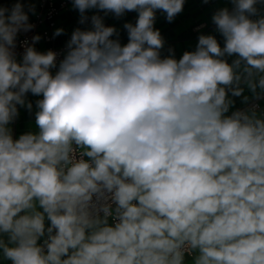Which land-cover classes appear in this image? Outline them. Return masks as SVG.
Wrapping results in <instances>:
<instances>
[{"label":"clouds","instance_id":"obj_1","mask_svg":"<svg viewBox=\"0 0 264 264\" xmlns=\"http://www.w3.org/2000/svg\"><path fill=\"white\" fill-rule=\"evenodd\" d=\"M184 2L73 0L80 23L93 8L138 19L122 46L93 15L55 75L51 50L27 46L17 62L16 37L34 26L22 3L0 6V247L11 264H183L193 251L195 264H264V119L225 115L242 62L264 93V17L250 19L257 0H233L212 17L223 48L201 35L194 52L161 59L155 12L171 22ZM29 92L43 97L39 131L14 140L8 125L17 105L31 110Z\"/></svg>","mask_w":264,"mask_h":264},{"label":"crops","instance_id":"obj_2","mask_svg":"<svg viewBox=\"0 0 264 264\" xmlns=\"http://www.w3.org/2000/svg\"><path fill=\"white\" fill-rule=\"evenodd\" d=\"M17 2L24 5V10L29 17L28 21L33 20L39 11L40 0H0V6L10 9ZM231 3L232 0H185L183 10L177 14L171 22L166 19L165 13L161 10H156L154 29L160 31L164 41L163 47L160 49L161 59L171 55L179 60L186 51L194 52L201 35L214 36L221 48H223L225 46V38L217 30V26L213 23L212 17L217 11L225 8L228 9L231 6ZM29 8H33L34 11H29ZM255 8L256 14L250 15V19L257 20L264 17V0L257 3ZM85 15L88 17V20L85 23H80L81 14L73 5L61 10L57 18L56 30L63 29V32L57 36L55 42L57 45L66 48L63 58L68 51L67 44L71 39L72 33L78 28L81 30L92 29L91 17L93 15H99L103 19L106 27H114L116 29V34H114L111 39L118 40L122 46L128 43V33L124 28V25L126 23L135 25L138 19V12L136 11H126L122 16L117 17L111 12L105 13L103 10L93 8L87 10ZM253 17L255 19H253ZM38 36L40 39L33 45V47L38 52H48L49 44L45 42L41 32H39ZM238 58L239 57L236 54L231 56L226 54L222 59L231 65L233 64V61ZM16 60L17 62L22 61L19 56H16ZM244 67L245 65L242 62L239 68L236 69L237 73L242 77L239 87L243 89V92L240 96H233L231 90H228L227 99L230 102V105L228 111L225 113L226 116H229L240 109L244 104L257 97L245 82L247 80V75L244 72ZM50 71L55 75L56 72L52 71V69H50ZM258 78V75L252 77L253 80H258ZM259 91L260 90L257 89V92ZM42 98V95L37 96L29 92L25 95V101L26 103L30 102L32 104L31 110H28L26 106L17 105L18 116L8 125L11 129V134L14 140L18 139L20 135L25 133H38L39 129L35 123V114L39 109L36 102ZM261 107L264 112V101L261 102ZM247 112L250 115L254 114L256 117L264 119V115H262L261 112ZM36 210L42 212L38 202H36ZM107 222L109 226H111L108 217ZM49 224L50 221L45 218V227L47 228ZM45 237H41L38 243H41ZM0 241L8 244L9 241L7 234L0 233ZM197 255L198 252L196 251H193L192 255H184L183 264H195V258ZM10 262L11 261L7 260L3 255V248L0 247V264H10Z\"/></svg>","mask_w":264,"mask_h":264},{"label":"built area","instance_id":"obj_3","mask_svg":"<svg viewBox=\"0 0 264 264\" xmlns=\"http://www.w3.org/2000/svg\"><path fill=\"white\" fill-rule=\"evenodd\" d=\"M260 1L262 0H257L256 4L259 3ZM70 5H73V0H40L39 11L37 15L33 20L28 21L34 27L27 32L20 31L16 37V47L14 49L16 56H19L22 60L25 47L27 46L33 47V45L37 43V42H33V37L38 36L39 32H41L45 42L49 44L48 51L51 50L57 54L56 67L52 68V71L57 72L59 69V62L62 60L64 51L66 49L64 46H59L55 42L57 38V35H55L57 18L61 10L69 7ZM233 9H234V3L232 0L231 6L228 8V10L229 12H232ZM253 19L255 18L253 17ZM263 101H264V93H262L259 96V98L256 97L255 99L250 100L238 110L246 111V112L258 111L261 112L262 115H264V112L262 111V107H261V102ZM82 151L83 150L80 148L76 149L77 159L81 158ZM83 158L86 160L88 159L86 156H84ZM93 199L95 200L96 198L94 197ZM103 203H105V201L103 200L97 202L98 205H101ZM107 203L110 204L111 209L113 210L114 213L116 208L115 203H112L110 200H108ZM100 215H103V213L101 212ZM108 218L110 219L111 226L117 222L114 215L109 216ZM44 239H46V237ZM44 239L41 241V244L43 243ZM192 254L193 252L185 253V255H192Z\"/></svg>","mask_w":264,"mask_h":264}]
</instances>
